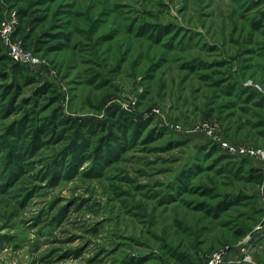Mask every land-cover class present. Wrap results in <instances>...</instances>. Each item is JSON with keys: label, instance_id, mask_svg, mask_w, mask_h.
Wrapping results in <instances>:
<instances>
[{"label": "rangeland", "instance_id": "obj_1", "mask_svg": "<svg viewBox=\"0 0 264 264\" xmlns=\"http://www.w3.org/2000/svg\"><path fill=\"white\" fill-rule=\"evenodd\" d=\"M12 11L14 39L46 64L14 71L0 39V84L18 83L0 100V264H203L241 244L237 225L264 229V183L244 177L253 160L178 186L217 144L204 123L264 147V0H0V23ZM112 112L142 132L95 155ZM35 125L49 131L35 138ZM227 190L253 196L217 218L196 208Z\"/></svg>", "mask_w": 264, "mask_h": 264}, {"label": "trees", "instance_id": "obj_2", "mask_svg": "<svg viewBox=\"0 0 264 264\" xmlns=\"http://www.w3.org/2000/svg\"><path fill=\"white\" fill-rule=\"evenodd\" d=\"M18 15H20L19 12H18ZM2 18H1V21H2ZM253 24L256 28H259L261 26L260 22H254ZM18 30H19V28H18ZM148 30L150 31V29L144 30L145 34H147ZM168 30H169L168 27H166V28L164 27L162 29H159L157 31L158 33L156 35H160L159 31L160 32L162 31L161 32L162 34L166 33L165 35H167ZM152 33H154V32L152 31L150 33V37H154V34H152ZM11 61H13V60L11 59ZM13 63H14V71H17L19 73H20V70L23 67H25L24 64H21L19 62L13 61ZM6 75L8 76V74H2L3 77H6ZM26 80L33 81L34 78L30 77V78H26ZM17 88H18V83L15 81H13V82L10 81V82L5 83V84H0V91H1L0 92L1 93L0 94V100L5 96V94L7 92L11 93V91L13 89L15 90L14 94L16 95ZM37 92H39L41 94L47 93L46 86H43L42 88L38 89ZM255 95H257V93L251 92L245 98L246 99L245 101H249V100L251 101V99L253 97H255ZM7 111H8V109H7ZM1 114H2V112H1ZM120 115L121 114H119L117 116V113H115V112L111 113V116L113 117V120H111L112 127H110V130H108L111 132H109L107 134V136H106L107 138H105V140H102V138H101L100 143L95 146V149H93V152L95 153V155H98V156L103 155L104 152L101 154H99L98 152L99 151L102 152L105 149H106L105 153L108 154L111 149H116L114 145H117V146L119 145V148L124 147L123 145H121V143L123 140L125 141V138L127 139V134L125 131H130V129H127L130 126H133L132 133L134 134V136H137L142 132L143 128L141 127V129H140V124H138V123L135 124V122H133L132 119H130V117L128 116L129 114L123 113L121 116ZM30 119L33 121L34 116H32ZM62 121H64V120H62ZM84 122H81V124H83ZM20 125H22V127H23V125H24V127L27 126L24 123V121H22L20 123ZM51 125H52V128H50V131L53 130V126L55 125V123H53ZM16 127H18V126H16ZM34 128H35V131H34V137L35 138H37V137L41 136L42 134H45L49 131V130H47L46 132L43 133V131H44L43 128H41L40 126L37 127V125H35ZM28 129L29 128H27L25 130L27 131ZM89 130H90V128H89ZM14 131H16V130H14ZM91 132H89L90 135H91ZM75 135H76V137L78 135L80 136L79 138H77L79 142L88 140L85 138V136L82 135V132H80L79 130H75ZM158 135H161V132H159ZM151 137H154V135L153 136L151 135L149 138H151ZM84 139H86V140H84ZM83 144L84 143H82V145ZM78 145H80V143ZM203 148H204L203 151H204L205 156L202 158L201 162L197 161L196 164L189 166L186 170H183L181 172V174L179 175V178H178L179 179V185L178 186L181 187V192H183L184 190L187 192L195 191V190L198 191L197 188L192 189L191 186H188L187 181H189V178H191L192 176L199 174L203 169H205V170H214L215 169L216 173H221L222 175L224 173V170H226V169L232 171V173H236L233 171V169H232L233 167L229 166V165L235 164V163L225 162L226 166H224V167L222 166L221 168H218V167H220L219 165L221 163H224V161H226L227 159H229V157H231V155L226 153L218 144L209 145L207 147L205 146ZM75 149H77V151L81 150V149L77 148V146H73V148H70V151H73ZM215 152H222V153L219 154L209 164L203 166V164H202L204 162L203 160L211 158L215 154ZM77 153H79V152H76V155H77ZM239 158H241L243 160L247 159L249 161L253 160V159L246 158V157H239ZM81 159H82V157H81ZM197 160H199V158ZM253 161H254V163L251 161L253 164L249 167V170L247 171V174L244 175V177H245L247 182L254 183V184H257L259 186L263 183V174H262V170H261L260 166L258 164L256 165L255 160H253ZM2 163H3V160H2ZM246 163H247V161H246ZM240 165L243 166V164H240ZM211 193H213V192L210 188H207L206 190L202 191V194H211ZM251 196H253V195L249 194L248 192H244V190H242V191H237V190H229L228 191L227 190L224 192H214L213 199H218L216 203H213V204H211L212 206H210L209 203L202 202L200 204H197L196 208L205 211L206 213L213 216L214 218H217V217H219L220 212L229 210L231 207L240 204L242 201H244L247 198H250ZM229 224H230V222H224L223 225H224V227H227V226H229ZM232 229L233 228L229 229V231H231ZM253 230H254V227L244 228L243 226L237 225L236 228H234V230L232 231V233L235 235L236 238H238L241 241L248 234L255 235L256 232H254ZM149 257L150 256H145L143 259L148 260ZM147 260H145V261L135 260V259H132L131 256H128L124 262H122V263L120 262L119 264H144V263L148 262Z\"/></svg>", "mask_w": 264, "mask_h": 264}, {"label": "built area", "instance_id": "obj_3", "mask_svg": "<svg viewBox=\"0 0 264 264\" xmlns=\"http://www.w3.org/2000/svg\"><path fill=\"white\" fill-rule=\"evenodd\" d=\"M18 25V15L16 11L8 12L0 23V39L7 47L9 57L26 66L36 67L46 64L45 60L33 54L26 49L21 41L14 39ZM204 128L208 130L211 140L217 143L226 153L235 157H246L259 163L263 174L264 183V147L261 146H239L231 143L220 136L212 133L210 124L204 123ZM229 248H222L211 253L203 264H225L227 262V253ZM235 262H238V260Z\"/></svg>", "mask_w": 264, "mask_h": 264}, {"label": "crops", "instance_id": "obj_4", "mask_svg": "<svg viewBox=\"0 0 264 264\" xmlns=\"http://www.w3.org/2000/svg\"><path fill=\"white\" fill-rule=\"evenodd\" d=\"M256 165L259 163L257 161H255ZM261 230H264V229H261ZM254 232H258L260 231L259 229H256L254 228L253 230ZM252 235L251 234H248L246 237H244L240 243H244L246 242V240L251 237ZM240 244V245H241ZM262 244H264V238L251 245L248 249H245V250H240L238 251V248H235V247H229V250H228V253L226 255L227 257V260H231V264H262L259 260L261 259V255H262ZM244 252V255H242V253ZM235 260L238 262H235Z\"/></svg>", "mask_w": 264, "mask_h": 264}, {"label": "water", "instance_id": "obj_5", "mask_svg": "<svg viewBox=\"0 0 264 264\" xmlns=\"http://www.w3.org/2000/svg\"><path fill=\"white\" fill-rule=\"evenodd\" d=\"M264 238V230L258 231L255 235L249 237L246 242L242 243L238 251L248 249L251 245L261 241Z\"/></svg>", "mask_w": 264, "mask_h": 264}]
</instances>
